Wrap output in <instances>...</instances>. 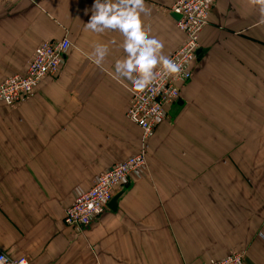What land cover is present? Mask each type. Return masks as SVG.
<instances>
[{
    "label": "crops",
    "instance_id": "1",
    "mask_svg": "<svg viewBox=\"0 0 264 264\" xmlns=\"http://www.w3.org/2000/svg\"><path fill=\"white\" fill-rule=\"evenodd\" d=\"M176 1L145 0L142 17L167 56L184 40ZM92 4L0 0V83L24 75L42 43H71L58 77L15 108L0 102V252L28 264H200L237 252L264 264V26L248 0L213 4L193 77L166 108L145 168L116 189V208L84 228L65 224L76 196L141 145L128 82L85 55L122 41L85 30ZM110 49L108 70L123 56Z\"/></svg>",
    "mask_w": 264,
    "mask_h": 264
},
{
    "label": "built area",
    "instance_id": "2",
    "mask_svg": "<svg viewBox=\"0 0 264 264\" xmlns=\"http://www.w3.org/2000/svg\"><path fill=\"white\" fill-rule=\"evenodd\" d=\"M216 0H177L172 7L176 15V26L183 33L182 45L171 56L181 65L179 74L162 79L157 85L143 92H134L127 118L141 129L139 152L125 162L101 173L92 188L79 193L65 210L64 222L74 228H84L102 216L115 195L116 189L126 179L137 176L145 168L150 140L157 126L165 117L166 108L181 97V88L193 77L191 67L197 59L200 36L208 24L210 10ZM70 41H47L36 48L24 75L9 76L0 83V102L15 108L31 99L45 78H56L61 74L65 54ZM7 264H28L25 259L13 260L0 252ZM200 264H243V255L233 253L221 260H209Z\"/></svg>",
    "mask_w": 264,
    "mask_h": 264
},
{
    "label": "clouds",
    "instance_id": "3",
    "mask_svg": "<svg viewBox=\"0 0 264 264\" xmlns=\"http://www.w3.org/2000/svg\"><path fill=\"white\" fill-rule=\"evenodd\" d=\"M249 5L258 10L259 18L255 26H264V0H248ZM89 10H85V14ZM91 15L84 24L86 31L102 35L118 32L122 41L112 39L108 43L95 42L91 52L85 53L87 59L118 82H128V90L143 92L168 76L179 74L181 65L164 54V42L151 35L142 19L150 15L145 0H93ZM110 45L122 49L123 56L115 60L112 70L104 68L110 54ZM0 264H7L0 257Z\"/></svg>",
    "mask_w": 264,
    "mask_h": 264
},
{
    "label": "water",
    "instance_id": "4",
    "mask_svg": "<svg viewBox=\"0 0 264 264\" xmlns=\"http://www.w3.org/2000/svg\"><path fill=\"white\" fill-rule=\"evenodd\" d=\"M120 197V194H117L116 196L113 197V199L111 200V202L109 203V206L112 208V209H115L116 208V205H117V201Z\"/></svg>",
    "mask_w": 264,
    "mask_h": 264
}]
</instances>
